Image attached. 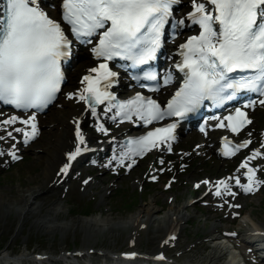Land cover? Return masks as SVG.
I'll use <instances>...</instances> for the list:
<instances>
[{
    "label": "snow or ice",
    "instance_id": "6c2138e0",
    "mask_svg": "<svg viewBox=\"0 0 264 264\" xmlns=\"http://www.w3.org/2000/svg\"><path fill=\"white\" fill-rule=\"evenodd\" d=\"M189 2L190 10L176 16L183 0H61V16L57 19L42 6L43 0H4L0 10V102L15 112H0V133H3L0 141L9 142L7 151L0 147V157L20 159L16 134L23 137L24 144L38 137V114L61 93L65 83L63 64L71 58L75 43L91 45V53L101 62L82 77L78 90L65 95L68 100L81 103L82 111L98 121V130L105 135L110 133L105 122H101V112L120 124L138 120L143 125H152L166 117L184 119L196 113L205 101L223 108L234 102L240 92L254 93L257 99L235 106L227 115L210 117L217 122L215 128L238 136L253 123L247 109L254 110L257 104L264 106V0ZM167 25L174 30L173 36L192 26L198 29V34L188 36L178 46L181 59L175 68L183 73V83L167 100L166 107L141 93L130 99H118L110 89L119 82L120 72L114 71L109 62L119 58L130 61L132 67L148 64L162 48ZM133 79L157 81L158 74L149 70ZM171 80L169 70L163 84L168 85ZM150 90L158 91L159 84ZM73 123L75 147L66 153V161L59 169L64 176L77 157L92 150L81 129V119ZM177 127L178 122L168 123L128 139L119 146V152L113 153L106 167L115 165L131 170L138 163L137 157L154 149L171 153ZM200 130L206 134V127ZM251 136L249 131V138L239 142L222 137L221 154L234 157L241 149H248L253 143ZM257 157H264V142L259 148H250V155L237 169L238 174L216 181L202 180L195 187L207 186L205 196L218 198V207L227 208L235 218L239 212L234 210L242 207L234 202L240 192L254 193L264 185L257 175L259 169L250 165ZM159 163L164 165L165 160L161 158ZM242 177L246 182H242ZM225 235L236 237L237 233ZM126 255L134 257L136 253ZM158 258L163 259V254Z\"/></svg>",
    "mask_w": 264,
    "mask_h": 264
},
{
    "label": "rangeland",
    "instance_id": "374dc122",
    "mask_svg": "<svg viewBox=\"0 0 264 264\" xmlns=\"http://www.w3.org/2000/svg\"><path fill=\"white\" fill-rule=\"evenodd\" d=\"M37 155H41L43 161H38L35 158ZM45 155V150L36 151L33 148L24 162L17 164L8 170H2L0 172V179H2L0 182V191H5V193L11 196L15 195L20 189L24 190L27 187L36 186L41 183V180L43 179L42 173L45 166ZM143 172L144 169L137 170L132 176L127 178L123 176L116 178L114 176H110L109 174H103L99 178L105 177L107 178V182L105 184H101L100 182L89 184L86 192L80 189L81 184L78 183V180H74L72 181V186H75V191H69L66 196L62 195L63 190L59 188L57 191H54V193L50 194L46 191H41V193L34 198V201L37 202H42L43 199L46 198L45 201L47 202V205L42 208V211H45L47 206L52 207L55 203L60 212V216L57 220L73 221L76 223V227L77 223L83 218L100 215L99 217L108 220L107 223L110 228L108 230H104L99 235H96L93 238H85V232H83L80 227L70 229L65 237H62L60 234H55L54 236H49L47 234L42 235L44 232L40 233L34 229L31 222L26 223L24 225V231L17 234V226L19 222L15 215H12L7 221H1L0 219V225L2 224L5 226L4 229H0V247L8 246L9 252L22 251L21 248L24 246L22 242L26 240V247L29 249L34 247L48 248L51 243L54 245L53 249L56 251H58L61 247H66L69 250L74 248L72 243L75 242L77 246L76 248L78 249L84 248L85 246L94 249L108 246L115 251H119L122 248H128V244L125 241L132 230V227H119L117 224L129 220L130 216L139 213L141 210L146 209V207L148 208L154 206L156 210H158L157 214L160 216L169 211L170 207L173 205L184 206L189 204L185 211L190 214L198 213V219H193L190 224L186 225V229L181 231L178 240L176 241L178 242L177 247L174 246L167 251L169 253L173 252L174 256L179 258L181 261L182 256H188L191 258L192 255H206L209 248L203 249L202 244L207 243V238L210 237V233H207L204 230L203 225L204 223H208V226H210L213 222L211 217L214 216V213L211 210H205L208 208L201 206L199 203H192L193 199L199 192H196L193 187H190V182L194 179H199L207 175L210 177H213L214 175H221L223 172L216 174L215 168L210 169L209 165L203 168H196V170L186 172L180 178L178 184L174 185V188L170 191H165L162 183L147 184L148 182L146 181L144 175H142ZM139 180H144L142 184L145 188L142 190V193L138 192V185L136 184V181ZM123 182L128 183L129 187L128 184H123L121 186L120 184ZM95 186L97 188H94ZM121 187L126 189H122ZM104 189H109L111 193L109 197H107L105 203L101 204L100 196L104 192ZM123 194L125 196H123ZM127 195H130L131 197H127ZM154 196L158 197V201H151ZM90 198L94 199L95 206L84 204V202L89 201L88 199ZM169 198H175L174 202H170ZM1 200L2 199H0V201ZM252 200V205L247 203V210L251 211L254 209L258 215L257 220L264 221V194L262 197H252ZM133 202L137 203L130 209L126 208ZM89 206L91 208H88ZM31 220L32 219L28 217V221ZM223 225L231 227L230 223H224ZM119 232H122V236H117L116 240L115 237L111 238V235L119 234ZM14 235L16 239L13 241L12 238ZM139 235H141L138 236L141 239L140 241H136V244H138L136 248L144 251L153 248L156 240L152 238L151 233L143 231L140 232ZM110 240L119 242L116 245L111 246L109 244ZM177 253L181 254L177 255ZM191 260L194 264L205 263L201 262V260L197 258H193Z\"/></svg>",
    "mask_w": 264,
    "mask_h": 264
},
{
    "label": "bare ground",
    "instance_id": "6f19581e",
    "mask_svg": "<svg viewBox=\"0 0 264 264\" xmlns=\"http://www.w3.org/2000/svg\"><path fill=\"white\" fill-rule=\"evenodd\" d=\"M86 71V70H85ZM84 71V72H85ZM74 73L72 70L71 75ZM72 78V77H71ZM80 85L74 86V88L69 87L70 91H76L80 88ZM66 102H70L73 106L70 110V116L68 119H64L63 115L59 114L57 117L60 121V127L57 128V133L54 134L57 137L54 145L53 150H47V156L45 160L46 167L44 169V181L40 185L27 187L24 190H19L15 195H9L5 193V191H0V219L1 221H7L10 216L15 215V217L20 219V224L17 231H21L22 227L24 226V221L26 219L31 218L30 221L32 225H34V229H40L41 232L46 233L49 236H54L55 234H61L63 237L66 236V233L69 232L70 229L74 228H81L83 232H85V238H93L95 235H99L104 230H108L110 227L108 226V220L103 219L99 216L95 217H85L81 221L77 223V227L75 226L76 223L73 221H59L57 220L60 216L59 209L57 206H47L45 211H42V208L45 207V202H37L34 201V198L38 196L42 190V187H48L51 189V183L54 180H58L59 178H68L70 179V173L73 169H71L67 176L60 174L59 169L62 167L63 163L65 162V156L68 152V149L71 148L72 144H75V130H74V123L71 119L72 115L78 114L82 118H87V113L82 111V104L77 103L73 100L66 99ZM5 114H10L9 112H3ZM54 120V119H53ZM46 121H44L45 123ZM52 122V121H51ZM8 143L0 144L1 147L6 149L8 147ZM101 147V146H100ZM259 148V147H256ZM107 149V147H105ZM26 148L22 147L17 143V153H22L25 151ZM40 160V159H39ZM218 199V198H217ZM220 201H216L213 203L214 208H219L218 204ZM235 211V210H234ZM158 210L154 206L146 207V209L141 210L139 213H136L130 216V219L124 221L122 223L117 224V226L123 227H132L131 234L128 238H134V236H138V233L146 231L147 233L152 234V238L156 240L157 243L156 248L162 249L169 247L171 244H175L172 240H168L167 237L170 233L174 230H178V235L180 232L185 229V224L190 221L194 215H189L185 212V208L183 207H176L173 209H169V211L163 213L162 215L157 214ZM229 214V211H228ZM229 216H231L229 214ZM219 217V216H216ZM232 217V216H231ZM3 225H0V229H2ZM264 229V222H261L260 225L257 226ZM221 226L219 224L212 225V236L213 239L216 241L217 245L212 247L209 252L205 256H199L201 259H208L205 264H214L217 261H220L219 257L224 256L228 253L227 245H224L223 239L218 238L220 235L217 234L220 231ZM240 233H250V231L241 226ZM151 229V230H150ZM223 235V234H222ZM168 241V243H164V241ZM62 254H66L67 250L61 248ZM87 250V249H86ZM89 250L86 251V253ZM155 251L154 253H156ZM2 253V251H0ZM57 252H53L51 250L45 249L40 252H37L39 256L42 258L41 260L47 261H54L58 259L56 254ZM50 257V259H48ZM197 258L193 255L189 260ZM31 261V260H30ZM121 261H123L121 259ZM41 264L44 261H40ZM116 262V261H115ZM17 261L7 262L6 264H15ZM130 264H137V261H131ZM0 264H3L0 263ZM20 264H26L24 262H20ZM27 264H32L31 262H27ZM122 264V263H120Z\"/></svg>",
    "mask_w": 264,
    "mask_h": 264
}]
</instances>
